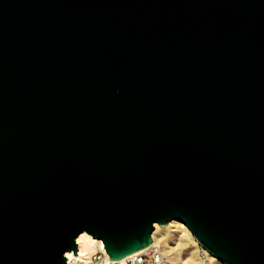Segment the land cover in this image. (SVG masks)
<instances>
[{
	"label": "water",
	"instance_id": "95a60500",
	"mask_svg": "<svg viewBox=\"0 0 264 264\" xmlns=\"http://www.w3.org/2000/svg\"><path fill=\"white\" fill-rule=\"evenodd\" d=\"M172 219L264 264V0H0V264Z\"/></svg>",
	"mask_w": 264,
	"mask_h": 264
},
{
	"label": "bare ground",
	"instance_id": "6f19581e",
	"mask_svg": "<svg viewBox=\"0 0 264 264\" xmlns=\"http://www.w3.org/2000/svg\"><path fill=\"white\" fill-rule=\"evenodd\" d=\"M152 237L153 240L150 245H158L162 252L163 259L161 264H226L203 247L188 228V225L182 221L172 219L164 225L156 223ZM76 242L78 245V257L82 260H86L99 246L104 247L103 240L94 238L87 231L81 232L76 237ZM200 250L204 252L208 261L202 258ZM66 253L67 257L75 255L72 251H67ZM123 259L125 257L120 260ZM108 262V258H106L100 264H108Z\"/></svg>",
	"mask_w": 264,
	"mask_h": 264
},
{
	"label": "built area",
	"instance_id": "2783aa9c",
	"mask_svg": "<svg viewBox=\"0 0 264 264\" xmlns=\"http://www.w3.org/2000/svg\"><path fill=\"white\" fill-rule=\"evenodd\" d=\"M72 253H74L72 251ZM67 257V253H65ZM108 258V264H161L163 255L160 247L156 244L150 245L146 249L139 250L125 257L123 260L112 261L106 252V249L99 246L86 260H82L77 255L67 257V264H100Z\"/></svg>",
	"mask_w": 264,
	"mask_h": 264
},
{
	"label": "rangeland",
	"instance_id": "374dc122",
	"mask_svg": "<svg viewBox=\"0 0 264 264\" xmlns=\"http://www.w3.org/2000/svg\"><path fill=\"white\" fill-rule=\"evenodd\" d=\"M200 254H201V256H202V258H203L204 260L206 259L205 261H208V259H207V257H205V254H204L203 251L200 250ZM202 254H203V255H202Z\"/></svg>",
	"mask_w": 264,
	"mask_h": 264
}]
</instances>
